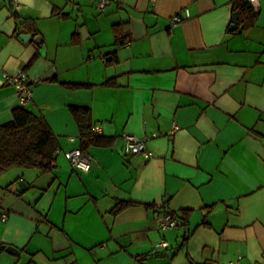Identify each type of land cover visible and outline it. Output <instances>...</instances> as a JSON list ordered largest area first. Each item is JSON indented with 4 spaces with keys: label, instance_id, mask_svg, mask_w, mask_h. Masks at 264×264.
Returning a JSON list of instances; mask_svg holds the SVG:
<instances>
[{
    "label": "crops",
    "instance_id": "1",
    "mask_svg": "<svg viewBox=\"0 0 264 264\" xmlns=\"http://www.w3.org/2000/svg\"><path fill=\"white\" fill-rule=\"evenodd\" d=\"M98 1L0 0V125L20 107L2 73L23 71L24 108L58 143L52 173L0 174V264H264V0L232 31L241 0ZM74 108L101 139L87 173L64 156L79 149ZM124 135L152 159L124 156ZM120 202L134 205L112 214Z\"/></svg>",
    "mask_w": 264,
    "mask_h": 264
},
{
    "label": "trees",
    "instance_id": "2",
    "mask_svg": "<svg viewBox=\"0 0 264 264\" xmlns=\"http://www.w3.org/2000/svg\"><path fill=\"white\" fill-rule=\"evenodd\" d=\"M232 12L237 13L243 29L253 25L256 20L253 7L246 1H236ZM123 28L121 25L114 26L115 38L119 44H122ZM71 112L79 129V150L84 154L91 146L100 144L101 139L91 131L89 110L74 108ZM57 149V140L46 122L24 107L16 108L12 111V119L0 125V174L13 168L50 174L56 168ZM130 205L134 204L120 202L111 213L118 214ZM187 216L184 211L182 225L185 224Z\"/></svg>",
    "mask_w": 264,
    "mask_h": 264
},
{
    "label": "built area",
    "instance_id": "3",
    "mask_svg": "<svg viewBox=\"0 0 264 264\" xmlns=\"http://www.w3.org/2000/svg\"><path fill=\"white\" fill-rule=\"evenodd\" d=\"M247 2L256 7L257 0H247ZM108 2L105 0H99L97 2L98 11H103L107 8ZM190 13L187 9L181 10L170 18L169 27H176L190 18ZM2 78L8 86L13 88L15 95L18 98L20 107H26L32 102V85L28 83L26 74L20 71L16 75H9L6 72L2 73ZM98 129H93V132H97ZM122 153L124 156L140 155L146 160H150L153 157V153L147 148L145 141L138 140L134 136L124 135ZM70 167L77 172L87 173L90 169V162L88 157L81 153L79 149H71L64 154ZM4 219V216L2 217ZM182 225V217L179 215L165 214L158 222V229L160 231H166L168 229H174ZM167 243L164 240H160L155 243L154 248H166ZM228 264H234L230 262Z\"/></svg>",
    "mask_w": 264,
    "mask_h": 264
},
{
    "label": "water",
    "instance_id": "4",
    "mask_svg": "<svg viewBox=\"0 0 264 264\" xmlns=\"http://www.w3.org/2000/svg\"><path fill=\"white\" fill-rule=\"evenodd\" d=\"M237 23H238V15H237V13H233V15H232V25L230 26V30L231 31L235 30L237 28ZM20 32H21L20 38L24 42H26V41H28L30 39V35L24 34L23 30H21ZM17 186H18V192L19 193L23 192V190L25 189V184L22 181L18 182ZM7 252L8 253H12V254H16L17 253L15 250L10 249V248L7 249Z\"/></svg>",
    "mask_w": 264,
    "mask_h": 264
}]
</instances>
